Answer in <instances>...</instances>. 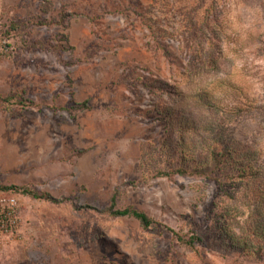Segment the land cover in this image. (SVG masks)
<instances>
[{
  "label": "rangeland",
  "instance_id": "obj_1",
  "mask_svg": "<svg viewBox=\"0 0 264 264\" xmlns=\"http://www.w3.org/2000/svg\"><path fill=\"white\" fill-rule=\"evenodd\" d=\"M10 186L0 264H264V0H0Z\"/></svg>",
  "mask_w": 264,
  "mask_h": 264
},
{
  "label": "trees",
  "instance_id": "obj_2",
  "mask_svg": "<svg viewBox=\"0 0 264 264\" xmlns=\"http://www.w3.org/2000/svg\"><path fill=\"white\" fill-rule=\"evenodd\" d=\"M75 108L78 110L88 109L89 108L88 101H85L82 103H77ZM2 189L3 190H9V191H12L14 193L19 194L18 188L16 186L2 187ZM25 193L27 195L33 196L35 198L46 199V200L53 201L55 203H59L61 201L67 200L65 198H63V199L55 198L51 194H39L37 192H34L32 190H27V189L25 190ZM97 211L106 213V214H108L110 216H114V217H118V216L135 217L136 219H138L141 222V224L145 228H149V227L154 226L155 224H158V222L156 220H154L153 218H151L147 213L140 211L134 207H126V208L117 207V201H116L115 197L112 199L111 205L107 209L97 210ZM175 235L177 236V238L179 239L180 242H182L186 245H189V246H195L196 241L200 240L199 237L191 236V237L187 238L183 235H179L176 232H175Z\"/></svg>",
  "mask_w": 264,
  "mask_h": 264
},
{
  "label": "built area",
  "instance_id": "obj_3",
  "mask_svg": "<svg viewBox=\"0 0 264 264\" xmlns=\"http://www.w3.org/2000/svg\"><path fill=\"white\" fill-rule=\"evenodd\" d=\"M20 197L12 191L0 193V235L8 236L21 226Z\"/></svg>",
  "mask_w": 264,
  "mask_h": 264
}]
</instances>
